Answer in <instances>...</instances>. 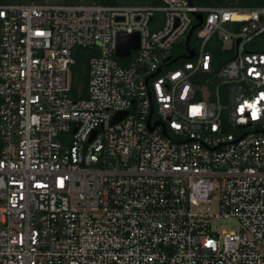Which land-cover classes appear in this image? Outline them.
Listing matches in <instances>:
<instances>
[{
	"label": "built area",
	"instance_id": "built-area-1",
	"mask_svg": "<svg viewBox=\"0 0 264 264\" xmlns=\"http://www.w3.org/2000/svg\"><path fill=\"white\" fill-rule=\"evenodd\" d=\"M0 264H264V6L0 4Z\"/></svg>",
	"mask_w": 264,
	"mask_h": 264
},
{
	"label": "trees",
	"instance_id": "trees-1",
	"mask_svg": "<svg viewBox=\"0 0 264 264\" xmlns=\"http://www.w3.org/2000/svg\"><path fill=\"white\" fill-rule=\"evenodd\" d=\"M194 4L202 6H238V7H258L264 6V0H192ZM5 3H48L45 0H0V4ZM61 4H107V5H161L163 0H56ZM257 51V49H255ZM218 52V51H217ZM220 52V51H219ZM218 52V53H219ZM92 51L89 47H78L74 50L75 62L73 70V94L75 97L87 96L88 84V58ZM221 53V52H220ZM80 92H82L80 94Z\"/></svg>",
	"mask_w": 264,
	"mask_h": 264
},
{
	"label": "water",
	"instance_id": "water-1",
	"mask_svg": "<svg viewBox=\"0 0 264 264\" xmlns=\"http://www.w3.org/2000/svg\"><path fill=\"white\" fill-rule=\"evenodd\" d=\"M189 2L192 3V0H189ZM195 16H196L198 22L190 28V31L188 33V40H189L190 36L192 35L194 29L197 28L201 24L202 19H203L202 13H197V14H195ZM118 40H119V42H118L116 54L119 57L127 56L130 54L132 49L139 48V43H140L139 33H134V34L120 33L118 36ZM237 42H239V40ZM188 47H189V45H188V41H187V48ZM189 51H190V53L187 55V57L193 56L194 51L192 49H190ZM176 60H177V58L174 59L173 61H176ZM120 117H121V115H120V113H118L114 117L113 121L119 120ZM154 127L155 126H151V129H153Z\"/></svg>",
	"mask_w": 264,
	"mask_h": 264
},
{
	"label": "rangeland",
	"instance_id": "rangeland-1",
	"mask_svg": "<svg viewBox=\"0 0 264 264\" xmlns=\"http://www.w3.org/2000/svg\"><path fill=\"white\" fill-rule=\"evenodd\" d=\"M45 2H56V0H45ZM235 223L233 221H230V220H226L222 223H219V228H232V226L234 225Z\"/></svg>",
	"mask_w": 264,
	"mask_h": 264
}]
</instances>
